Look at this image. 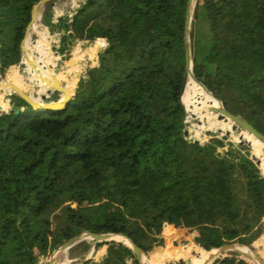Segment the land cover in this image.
<instances>
[{"label":"trees","instance_id":"obj_1","mask_svg":"<svg viewBox=\"0 0 264 264\" xmlns=\"http://www.w3.org/2000/svg\"><path fill=\"white\" fill-rule=\"evenodd\" d=\"M39 1L0 0L3 75L22 65L21 42ZM57 1L42 23L59 38L55 53L68 60L83 41L97 60L78 85L68 83L75 95L63 108H35L14 92L8 111L0 105V264H41L87 231L126 235L154 264L177 257L196 264L235 242L253 247L264 233V146L246 133L248 142L232 145L214 133L204 142L185 136L186 120L195 118L197 138L202 129L227 131L217 118L187 117L181 101L188 0H79L56 17ZM191 31L197 78L264 134V0H196ZM20 78L12 71L7 79L19 86ZM165 224L196 231L199 246L146 249L154 235L164 242L176 233ZM93 243L106 255L83 264H140L118 241L86 239L70 251L87 253ZM211 264L258 263L228 251Z\"/></svg>","mask_w":264,"mask_h":264},{"label":"water","instance_id":"obj_2","mask_svg":"<svg viewBox=\"0 0 264 264\" xmlns=\"http://www.w3.org/2000/svg\"><path fill=\"white\" fill-rule=\"evenodd\" d=\"M195 1L196 0H188L187 4V13H186V25H185V55H186V68L184 73V80H183V88H182V95L185 91V88L187 86V83L189 82V78H193L196 82H198L206 91H208L213 97H215L218 101V105L211 106L209 110L215 114H217L219 120H224L225 122H229L231 124V129L228 131H223L222 129L219 130L220 133H222V139L227 140V142L232 145L234 143L233 140H229V135L231 132H236L238 129H242L245 133H247L249 136H252L255 140H258L262 143H264V134L259 132L243 115L241 114H233L230 111H228L221 99H219L201 80L197 78L193 71V45H192V31H191V23L193 18V10L195 7ZM53 2V0H41L39 1L36 6L33 9L32 12V18L31 22L26 28L24 38L21 42V51L23 58H26L29 62V65L34 68V64L27 56V50L25 48V44L28 41V38L31 34L32 26L34 22L37 19V16L40 12V10L46 5ZM101 42V41H100ZM97 60V58L95 59ZM24 64L28 66V63L24 61ZM91 65V62L89 63ZM88 69V67L86 68ZM57 70H55L56 72ZM36 73L39 72L36 71ZM0 74L1 72V66H0ZM41 78L46 82V85L48 86V89L46 92L42 95V98L39 99L38 97H34L30 93L24 91L21 87H19L17 84L11 82L7 78H3V81H0V88L10 90L16 94H18L20 97L25 99L30 105H32L35 108L39 109H46V108H63L68 105V102L71 98L74 97V94L72 95V92L65 87L63 82L59 80L58 82H50V80L40 74ZM79 77L78 82L81 78V74H77ZM77 82V85H78ZM76 85V88H77ZM75 88V89H76ZM52 91H59L62 94V97L58 100H50V93ZM182 101V96H181ZM183 103V101H182ZM184 105V103H183ZM185 107V105H184ZM10 109V108H9ZM186 110V108H185ZM8 111V110H7ZM186 114L188 117V111L186 110ZM187 125H189L188 119L186 120ZM212 129L209 128L206 130L207 135L211 134ZM185 136L189 138H193L190 135L189 129L185 130ZM244 135H240L238 141L240 143H243ZM197 141H200L199 139H196ZM247 140V139H246ZM248 141V140H247ZM254 160L257 162V164H261V161L256 155H253ZM168 224H165L164 227H166ZM173 227V226H170ZM115 236H122L127 239V242H125L129 247H131L136 254V257L140 264H143V257H144V249L138 246L134 240L126 235L123 234H116V233H100L95 234L92 232H82L70 240L64 242L63 244L59 245L49 256L48 258V264H55L56 260H60V254L69 251L72 247L77 245L78 243L86 240V239H92L95 240V242H106V241H117L115 239ZM244 249L250 250L251 253H247L244 251ZM215 250L214 254L210 256L206 264H211L218 256L225 253L226 251H236L241 253L242 255L248 256L255 260L258 264H264V258L251 246L245 245L240 242H235L231 244H224L218 248H213L210 251ZM90 259V257L86 258L81 264H83L86 260Z\"/></svg>","mask_w":264,"mask_h":264},{"label":"rangeland","instance_id":"obj_3","mask_svg":"<svg viewBox=\"0 0 264 264\" xmlns=\"http://www.w3.org/2000/svg\"><path fill=\"white\" fill-rule=\"evenodd\" d=\"M79 0H58L57 2L53 3L52 5V11H54L55 14H57L56 9L58 12H60L62 15L69 12L72 7H74ZM47 9V6L42 9V18L41 23H43V15L45 10ZM61 15V16H62ZM43 29L47 28L49 31L51 40V47L52 51L54 53L55 57H59L56 65L54 68V72L57 76H60V80L63 82L64 85H67L68 83H71L75 78H77V82L79 77L77 74H81V78L85 77L86 74V68L96 64V58H97V52L95 54L93 53V46H91L88 43H85L83 41H79L76 44L72 46L70 58L68 60H61V55L55 53V46L59 44V38L57 35L52 32L48 27L43 26ZM37 35V36H36ZM34 35V40L37 43V49L36 52L33 50V52L38 53L41 49L40 45L38 44V34ZM25 58L22 59V65L12 66L5 75L0 74V81H3V78H8L10 75H12V71H17L19 76H21L18 84L19 86L26 92L30 93L34 97H38L39 99L42 98L43 93H41V88L48 87L44 82L41 80V83L39 84L36 80H33L31 78L30 73L27 71V66L24 64ZM91 62V65L89 63ZM80 78V79H81ZM80 81V80H79ZM79 84V82H78ZM76 88V86H75ZM74 88V92H76V89ZM9 90L0 88V105L3 106L5 102L8 104V110L10 108V101H9ZM62 97V94H60L59 99ZM1 110V109H0ZM5 110V109H4ZM189 121V120H188ZM207 121V120H206ZM200 121L198 118H195L192 120V124L187 126V129L190 131V135L194 139H199L201 142L208 141L210 136L207 135L206 129H202L200 131V136L197 138L195 137L196 131L199 127L198 123ZM225 130L231 129V124L226 123ZM211 133L216 134L218 137H222V133H220L218 130H213ZM245 132H231L229 135V140H233L234 143H238L239 141L234 138V136L243 135ZM246 140V138H244ZM247 141V140H246ZM248 142V141H247ZM223 149L220 148V151ZM263 152V149L261 150V153ZM260 153V154H261ZM260 167V166H259ZM264 222V218H263ZM173 226V225H170ZM164 230H175L176 233L173 234L169 239L165 240L164 242L159 239V234L154 235L153 237V244L151 247H146V249L153 250L154 252L161 253L166 252L170 250H176L181 249L182 247L191 246L192 244L199 246L197 242L195 241V237L197 236V232L194 230H190L188 228H181V227H163ZM253 248L264 258V233L261 234V236L254 241ZM107 252V247L102 246L98 249L95 248V243H93L92 247L87 253H83L80 251V249H76L74 251H67L65 254L61 257L60 261H62V264H81V261L85 258L90 257V259L94 260H101ZM198 254V247L192 251V255ZM48 258H41L40 263L41 264H48ZM146 259H150V255L146 254ZM180 260H184L186 264H191L189 262V259L186 257H177V258H167L161 262V264H167V263H173V262H179ZM199 261L201 259H198ZM198 261V262H199ZM129 264H133L132 260H129Z\"/></svg>","mask_w":264,"mask_h":264},{"label":"bare ground","instance_id":"obj_4","mask_svg":"<svg viewBox=\"0 0 264 264\" xmlns=\"http://www.w3.org/2000/svg\"><path fill=\"white\" fill-rule=\"evenodd\" d=\"M48 4H46L42 9H44ZM41 9V10H42ZM40 10L36 21L34 22L31 30V34L28 38V41L25 44V48L27 50V56L34 64V68H36V71L38 70L42 73V75L46 76L50 82H58L60 80V76H57L54 72L55 67V56L52 51V45L51 40L49 39V32L47 28L43 29L41 18H42V11ZM38 34V44L40 45L41 49L38 53L33 52V43L34 42V35ZM37 36V35H36ZM26 59V58H25ZM27 60V59H26ZM38 74V73H37ZM40 77V74H39ZM42 80V78L40 77ZM44 84L46 82L43 80ZM43 87V86H42ZM66 88H68V84L65 85ZM48 89V87H44ZM69 89V88H68ZM70 90V89H69ZM75 95V93H72V95ZM182 101L185 105L186 110L188 113L198 114L201 116L206 117H213L217 118V114L211 112L209 108L211 106L218 105V101L215 97H213L208 91H206L201 85H197L194 83L193 78H189V82L187 83V86L185 88V91L182 95ZM224 121V120H222ZM225 122V121H224ZM230 124L229 122H226ZM247 134V133H246ZM252 137V136H250ZM253 138V137H252ZM254 139V138H253ZM255 140V139H254ZM261 145L264 146V143L255 140ZM115 239L118 242L125 243L127 242V239L122 236H115ZM245 252L251 253L250 250L244 249ZM215 250L209 251L199 262L196 264H206L208 259L212 254H214ZM228 252V251H226ZM65 254L61 253V257ZM55 264H62V261L56 260ZM143 264H154L149 259H146V253L143 257Z\"/></svg>","mask_w":264,"mask_h":264},{"label":"built area","instance_id":"obj_5","mask_svg":"<svg viewBox=\"0 0 264 264\" xmlns=\"http://www.w3.org/2000/svg\"><path fill=\"white\" fill-rule=\"evenodd\" d=\"M56 12H57V14H56V17H60L62 14L60 13V12H58V10L56 9ZM101 44H103V42H101ZM10 91V90H9ZM12 93V91H10L9 92V94H11ZM5 110H8V109H6V108H4Z\"/></svg>","mask_w":264,"mask_h":264},{"label":"crops","instance_id":"obj_6","mask_svg":"<svg viewBox=\"0 0 264 264\" xmlns=\"http://www.w3.org/2000/svg\"><path fill=\"white\" fill-rule=\"evenodd\" d=\"M1 94V93H0Z\"/></svg>","mask_w":264,"mask_h":264}]
</instances>
